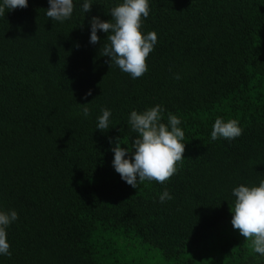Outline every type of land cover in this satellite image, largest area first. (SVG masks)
Instances as JSON below:
<instances>
[{"label": "trees", "instance_id": "trees-1", "mask_svg": "<svg viewBox=\"0 0 264 264\" xmlns=\"http://www.w3.org/2000/svg\"><path fill=\"white\" fill-rule=\"evenodd\" d=\"M83 3L63 23L46 16L48 0L0 16V211L18 213L0 264H154L149 253L180 264L170 261L206 241L224 264H264L231 223L232 190L264 180V0H149L141 32L157 43L136 79L100 55L107 33L89 42L91 18L114 23L123 0H91L89 13ZM158 104L163 123L181 120L184 159L163 184L134 189L110 140L131 151L130 113ZM217 118L242 135L211 140Z\"/></svg>", "mask_w": 264, "mask_h": 264}, {"label": "clouds", "instance_id": "clouds-1", "mask_svg": "<svg viewBox=\"0 0 264 264\" xmlns=\"http://www.w3.org/2000/svg\"><path fill=\"white\" fill-rule=\"evenodd\" d=\"M49 7L46 16L61 23L72 17L73 0H48ZM91 0H84L82 12L89 13L92 9ZM28 7V0H2L0 16L6 10L24 9ZM149 0H123V3L111 9L110 15L115 22L102 21L93 16L90 23V43L100 42L98 31L107 33V43L100 51L101 56L110 57L109 65L117 66L122 72L130 74L132 79L142 77L148 71L147 57L154 50L157 43V33L142 34V18L149 16ZM79 45H77L78 47ZM175 79H180L176 74ZM91 95V90L85 98ZM85 117L90 114L87 104H80ZM98 117L97 129H109L111 111L102 109ZM162 105H156L138 113L133 110L128 118L131 130L137 133L132 142V150L121 147L117 137L111 151L114 152L112 165L115 171L132 188H138V182L157 181L163 184L177 171V162L184 159L185 132L178 126L181 120L172 113H168L167 124L162 122ZM242 129L235 119L225 122L217 118L212 126L211 140L218 138L232 140L242 135ZM128 157L127 159L125 157ZM199 158V157H198ZM236 198L232 208V226L245 239L251 240L255 253L264 256V180L259 186L248 187L240 185L232 190ZM173 197L165 190L159 197L161 203ZM18 219L15 210L0 211V255L11 256L10 244L7 241V227Z\"/></svg>", "mask_w": 264, "mask_h": 264}, {"label": "rangeland", "instance_id": "rangeland-1", "mask_svg": "<svg viewBox=\"0 0 264 264\" xmlns=\"http://www.w3.org/2000/svg\"><path fill=\"white\" fill-rule=\"evenodd\" d=\"M227 229L229 230V227ZM209 245L206 241L205 244L201 245L197 249L187 251L184 254H182L180 257L173 259L170 262L185 264L186 262H188V260H193L192 264H224L225 261L224 257L219 255L215 250L211 249V246L214 245L211 246ZM141 251L142 250L140 248L134 249L133 246L129 248L130 253L131 252L132 254L137 253L138 255L140 254V256L145 257V255H143L144 253H142ZM149 254L153 256L152 259L155 261L154 264H164L163 261L160 263V260L156 254L155 255H153V253H149Z\"/></svg>", "mask_w": 264, "mask_h": 264}]
</instances>
